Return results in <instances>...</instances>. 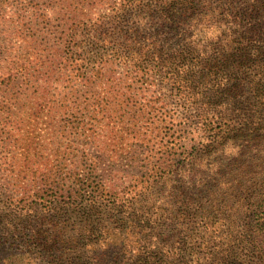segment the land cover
<instances>
[{
  "label": "rangeland",
  "instance_id": "374dc122",
  "mask_svg": "<svg viewBox=\"0 0 264 264\" xmlns=\"http://www.w3.org/2000/svg\"><path fill=\"white\" fill-rule=\"evenodd\" d=\"M36 1L40 2L46 18L34 13ZM132 1L136 5L151 3V7L162 4V0ZM126 2L0 0V73L10 65L13 56L18 59L28 56V72L37 73L39 61L33 60L42 53L45 56L41 60L50 58L53 50H45V47L53 45L61 36L72 38L68 33H74L71 44L82 57H104V70L96 85L98 108L94 114L82 108L78 96L83 90L63 99V93L50 85L49 94L45 92L39 96L36 85L25 90L22 85L12 84L6 89V81L0 78V166L3 168L0 170V200H6L10 194L5 190L10 187L9 182L17 189L15 194L21 197L23 180L28 179L31 187H46L53 164L80 161L85 147L95 148L103 154L94 176L104 186V204L101 209L73 211L71 208L68 213L63 212L67 215L59 220L71 228L86 225L98 228V231L102 229L103 248L113 247L114 239L119 242L129 240V236L126 239L116 237L115 228L123 223L122 220L132 219L130 214L137 215L136 220L146 226V237L155 238L164 245L176 242L182 235L181 228H176L167 217L172 215L175 206H181L183 200H199L205 196L197 179L185 175L186 181L180 183L176 171L169 166L176 167L181 157L190 156L193 147L205 140L201 123L193 117L196 110L192 106L189 111L184 108L183 96L165 85L157 75L154 81L144 84L130 78L125 59V54L131 51L129 47L148 45L154 49L187 40H192L197 48L208 46L212 49L214 46L218 49L210 56L213 62L218 61V79L236 81L244 90L248 81L259 78L263 71L257 58L242 57L240 63H225L218 53L224 32L231 36V33H237L236 26L241 20L257 22L264 18V0H181L169 14L164 27L160 24L164 14L141 7L129 15ZM255 4L259 12L254 10ZM49 38L51 41L45 42ZM61 76L55 83L63 88L69 86L66 74L63 72ZM84 87L87 86L83 80L78 89ZM257 155L256 150L239 148L224 152V158L220 159L233 164L234 172L244 173L246 177L255 174L252 165ZM155 164L157 168H153ZM243 167L246 170L239 172ZM155 170L165 176L170 174L172 179L158 176V190H155L157 187L146 189L143 180L155 175ZM214 190L225 194L218 205L227 213L249 206V201L244 198L246 195L239 191H227V187L220 190L215 187ZM51 194V190H43L37 201L42 202ZM130 205L141 209L125 211ZM119 218L122 220L118 221ZM184 234L189 243L196 242L192 229ZM51 258L48 256L45 264ZM18 260L29 264L27 257L20 256ZM187 260L189 264H198L199 257L193 252L188 254Z\"/></svg>",
  "mask_w": 264,
  "mask_h": 264
},
{
  "label": "trees",
  "instance_id": "16d2710c",
  "mask_svg": "<svg viewBox=\"0 0 264 264\" xmlns=\"http://www.w3.org/2000/svg\"><path fill=\"white\" fill-rule=\"evenodd\" d=\"M180 2L162 0V4L151 7V3L136 5L135 1L127 0L125 6L129 15L141 7L164 14L160 23L164 27L169 14ZM33 7L38 17L46 18L39 1ZM254 10L260 11L256 4ZM238 23L237 33L233 32L231 36L225 32L222 34V48L218 55L225 63H240L242 57L257 58L261 62V76L250 79L246 90L236 81L218 79V61L213 62L210 56L213 50L218 49L214 46L212 49L208 46L197 48V44L195 46L192 40H187L175 46L165 44L154 49L148 45L131 46V51L125 54L130 78L144 84L154 81L157 75L165 85L183 96L184 108L189 111L192 106L196 110L193 117L201 123L205 140L193 147L190 156L181 157L176 167L169 165L176 171L180 183L186 181L185 175L197 179L202 186L201 193L205 195L199 200H183L181 206H175L172 215L167 217L176 228H181L182 235L178 240L164 245L155 238L149 239L144 233L146 226L133 214L129 220L119 218L118 221L123 223L115 228L116 237L126 239L129 236V240L119 242L114 239L113 247L109 245L106 248L101 244L102 229L98 231V228L86 225L71 228L61 223L59 218L67 215L71 208L73 211L101 209L104 204V186L94 176L103 154L95 148L85 147L80 161L53 164L46 187H31L25 179L24 190L19 197L20 194H15L17 189L9 182L10 187L5 190L10 194L6 200H0V264H22L18 260L20 256L27 257L29 264H45L48 256L52 258L47 264H189L187 256L193 252L199 257L198 264H264V18L257 22L243 19ZM68 36L72 38L61 36L53 45L45 47V50H53L50 58L41 60L45 56L42 53L33 60L39 61L37 73L28 72V56L22 59L13 56L10 65L2 69L0 78L6 81V89L12 84L22 85L25 90L36 85L39 96L45 92L49 94L50 85L63 93V99L83 90L78 96L83 103L82 108L94 114L98 108L96 85L102 77L104 57H82L71 44L75 39L74 33H68ZM50 41V38L45 40L47 43ZM251 42H254L253 47ZM77 46L82 48L81 44ZM91 60H94L92 66ZM63 72L69 83L65 88L55 83L62 78ZM83 80L87 87L78 89L79 82ZM223 85L225 87L221 89ZM239 148L258 152L252 165L254 175L244 177V173L236 174L233 164L220 159L224 158V152L238 151ZM57 149L60 150L59 147ZM70 156L74 154L70 153ZM157 167L156 164L153 166ZM240 170L242 172L246 167ZM155 172V175L144 178L146 189L157 187L155 190H158V176L172 179L168 173L165 176L158 170ZM215 187L239 191L246 195L244 198L249 201V206L227 213L218 205L225 194L214 190ZM43 190H51L52 194L38 202ZM132 205L125 211L141 209ZM188 229L193 230L195 243L191 244L185 238L184 232Z\"/></svg>",
  "mask_w": 264,
  "mask_h": 264
}]
</instances>
